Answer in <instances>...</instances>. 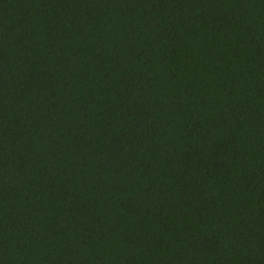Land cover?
<instances>
[{"label":"trees","instance_id":"obj_1","mask_svg":"<svg viewBox=\"0 0 264 264\" xmlns=\"http://www.w3.org/2000/svg\"><path fill=\"white\" fill-rule=\"evenodd\" d=\"M0 264H264V0H0Z\"/></svg>","mask_w":264,"mask_h":264}]
</instances>
